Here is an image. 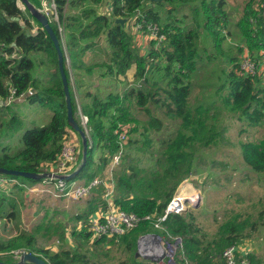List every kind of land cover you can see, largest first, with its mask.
Returning <instances> with one entry per match:
<instances>
[{
	"label": "trees",
	"instance_id": "16d2710c",
	"mask_svg": "<svg viewBox=\"0 0 264 264\" xmlns=\"http://www.w3.org/2000/svg\"><path fill=\"white\" fill-rule=\"evenodd\" d=\"M29 1L36 6L35 0ZM54 1L59 21L64 28L63 40L55 24H50V27L64 56V71L73 116L77 107L71 78L75 81L77 94L84 93L80 110L88 119L86 162L81 171L70 181L88 183L101 176L119 150L118 132L127 127L128 139L124 144L122 157L125 163L129 158L126 155L129 133L138 132L139 127H143L142 133H147L151 129L159 130L162 125L161 121L154 117L147 122H141L132 113L133 106L144 108V111L150 114L145 108L148 103L151 102L157 106L159 104L173 121L179 120L177 136L168 143L167 150L163 154L168 158L170 166L158 175L150 174V179L147 177L144 181V178L140 181L135 179L138 175L137 167L129 166L116 173V170L113 171L115 181L113 202L118 209L138 217L162 215L172 200L178 184L189 173L184 163L191 153V147L196 141L205 137L211 126V121L206 117L210 106L191 107L188 101L190 89L188 81L191 73L196 70V59L200 56L196 47L198 31L201 30L207 35L214 51L224 55L221 47L228 36L226 31L229 27L224 0H107L109 2L106 8L107 13H101L100 9L105 0ZM263 2L264 0H245L235 23L243 40L242 45L247 48L252 59H258L264 52V26L260 17V7ZM20 4L23 6L20 0H0V101H5L10 95V90H14L16 98L22 96L30 105L38 104L47 108L52 116L47 125L25 130L21 136L22 148L14 154H7L5 148L1 149L0 168L28 173H45L57 162L62 144L70 132L74 131L67 124L65 97L53 44L45 31L41 29L36 30L35 34H29L24 30L21 22L27 30H30L32 26L29 20L24 19ZM188 5H196L191 8L195 17L200 19L197 22V29L191 31L190 35L173 19L175 17L173 14L178 9ZM71 10H76L77 13L70 12ZM164 10L167 13L165 19L161 16ZM137 14L139 15L135 20ZM133 18L135 20L133 25L141 26L142 31H145L148 25L157 27L164 40L158 45L156 41H150L147 53L138 52L139 47L136 48L134 35L129 33L125 26L122 27L115 22L117 19H124L129 23ZM65 32L68 67L62 45L65 41ZM101 42L107 45L109 52L101 49ZM237 50L240 56L242 47L239 45ZM95 51L103 52L104 57L108 59V64L87 65L84 55L95 54ZM40 53L45 54L49 60V82L51 83L49 87L41 86L40 81L33 76L36 66L33 56ZM229 62L230 69L224 72V83L227 84L228 91L227 96L223 98L224 104L228 106L231 113L237 115L238 119H245L249 127L264 128V93L256 88L260 78L239 77L237 72L240 59L232 58ZM98 69L105 70L102 76L114 79L125 76L129 70L133 69V81L137 82L138 87L129 88L125 85L119 91H106V95L99 98L97 94L90 93L85 85H79V79L81 80L85 75L92 76ZM159 91L163 94V99H159ZM9 109L10 107H3L1 112L9 111ZM75 122L80 126L78 119ZM95 151L101 154L97 161L93 159ZM241 157L251 170L264 173V135L257 142L242 144ZM79 164L77 161V165ZM175 178L178 179L177 182L172 183L171 181ZM20 179L24 182H39ZM143 183H147L148 186L144 188ZM149 188L151 192L147 193L146 189ZM96 192L99 196L94 199L98 198L99 202L107 207V203L101 196L103 189L98 188L92 194L96 195ZM17 193H20V190L8 195L0 194V206L6 202L9 203V213L5 214L8 220L15 218V202L8 198H13L12 196ZM96 210L97 207L91 208L89 216ZM189 216L193 221L190 213ZM87 220L83 222L80 230L76 228L73 232V235L84 243L90 242V234L84 227ZM164 227L171 236H179L181 239V235L195 233L192 223L186 221L181 215L168 216ZM222 228L225 247L219 250L220 255L226 247L239 245L236 227L225 225ZM151 233L156 236L164 234L162 231L154 230L149 223H141L122 238L127 241L132 237L131 244L136 249L138 239ZM106 239L108 238L96 240L94 243L97 244ZM182 243L180 255L184 257V260H181V264H184L189 262L188 259H193L191 252L199 242L190 237L182 239ZM12 248L15 246L0 243V252ZM65 255L68 254L65 253ZM40 258L48 259V264H64L63 261L47 254ZM249 259L252 261L251 255Z\"/></svg>",
	"mask_w": 264,
	"mask_h": 264
},
{
	"label": "rangeland",
	"instance_id": "374dc122",
	"mask_svg": "<svg viewBox=\"0 0 264 264\" xmlns=\"http://www.w3.org/2000/svg\"><path fill=\"white\" fill-rule=\"evenodd\" d=\"M35 1L38 6L39 0ZM244 1L224 0V10L228 14L229 22L226 31L228 36L221 47L224 55L214 51L207 35L201 30L198 31L196 47L200 56L196 59V70L191 73L188 81L190 86L188 101L194 108L210 106L206 117L211 121V126L205 137L196 141L191 147V153L184 163L185 167L187 166L189 169V173L178 184L174 193V196L181 192L186 196L191 195V199L201 200L197 208L190 207L181 214L186 221L192 223L195 232L192 235H181L182 239L191 237L199 242L191 252L193 259L187 258L189 264H221L219 250L225 247L224 234L222 233L224 232L222 227L225 225L236 227L239 235L237 243L249 248L253 264H264V173L251 170L241 157L242 144L259 141L264 135V128L249 127L245 119H238L237 115L231 113L223 102V98L227 96L228 92L227 84L224 83V72L226 73L230 69V59H240L237 47L242 44L243 40L235 23L240 16ZM107 3L109 2L105 0L101 4V13H107ZM32 6L35 8L34 5ZM191 6L196 7V5L184 6L173 14L177 25L185 28L188 35L197 29V22L200 20L199 17H195ZM20 7L23 10L24 19L29 20L32 26L30 30H27L21 22L22 27L27 33L35 34V30L40 29V26L30 22V16L27 9L24 8L25 6L20 4ZM70 12L77 13L76 10ZM138 15L135 16L136 18L134 17L135 20ZM161 16L163 19L167 17L165 10ZM134 18L129 23L126 21L124 25L131 34H134L131 27L133 21L135 22ZM50 24H53L51 19ZM61 37L63 40L64 31ZM62 45L68 67L65 47L66 32ZM141 46L136 41V48L139 47L138 52L143 50L140 48ZM101 49L109 52L107 45L103 42H101ZM84 57L87 65L92 62L108 64V59L104 57L103 52L86 53ZM33 59L36 63L33 71L34 78L40 81L41 86L49 87L51 83L49 82L50 64L48 58L45 54L40 53L34 55ZM102 72L104 73L105 70L98 69L94 72L97 79L104 77ZM132 73H134L133 69L129 70L125 76H120L121 80L104 77L103 80L108 82L94 83H102L98 84V87H103L95 92L96 96L103 98L106 91H119L125 85L129 88L138 87L137 82L133 81ZM71 82L77 107L74 119L80 121L79 113H81L84 93L78 95L75 91V81L72 78ZM84 83L86 86L90 84L88 81ZM103 84H108V86L104 87ZM222 85L224 87L218 90ZM256 88L264 92V84L261 81ZM159 93V99H163L161 91ZM145 108L150 114H147L144 108L136 106H133L132 113L141 122H147L151 117H154L159 119L162 125L159 130L151 129L147 133H142L143 127H139V131L136 133H129V141L126 145V155L129 158L125 163L122 159L115 171V173L121 172L129 166L137 167L138 175L135 179L138 181L143 178L144 181L147 177L150 179V174L158 175L170 166L168 158L163 154L167 150L168 143L177 136L180 127L179 120L173 121L159 104L157 106L150 102ZM50 118L51 112L47 108L38 104L29 105L26 101L15 104L9 111L0 112V150L5 148L7 154H14L22 148L21 136L23 132L32 127L47 125ZM72 135L77 138L79 146L77 159L79 164L82 156L81 141L78 134L74 132ZM100 156L101 154L95 151L94 161H97ZM106 171L107 169L104 170V172ZM177 180L175 178L171 182L175 183ZM142 185L144 188L148 186L147 183ZM146 191L149 193L151 189H146ZM0 194L3 193L0 192ZM7 194L4 193V195ZM96 196H99L98 192L96 195L92 194L80 201H68L53 200L41 194L26 196L23 193H17L12 196L13 198H8L15 202V218L13 220L5 218V214L10 210L9 203L6 202L0 206V243L15 246V248L0 252V261L4 264H11L18 261L23 253H30L38 257H43L44 254L50 257L54 256L64 264H156V262L141 257L137 248L135 249L131 244L132 237L127 241L121 237L92 244L84 243L73 235L75 229L88 219L91 208L97 207L96 211L102 213L108 210V206L100 203L98 198L94 199ZM101 196L103 197V194ZM189 213L192 215L193 221ZM65 253L68 255L66 256ZM175 260L181 264L184 257L180 255ZM45 261L49 263L48 259Z\"/></svg>",
	"mask_w": 264,
	"mask_h": 264
},
{
	"label": "built area",
	"instance_id": "2783aa9c",
	"mask_svg": "<svg viewBox=\"0 0 264 264\" xmlns=\"http://www.w3.org/2000/svg\"><path fill=\"white\" fill-rule=\"evenodd\" d=\"M48 5V6H47ZM35 8L45 16L49 25L50 19L56 26L59 36H62L64 31L63 25L59 21V17L56 10L54 0H39V5ZM260 17L264 26V2L260 7ZM31 23L38 24L35 20L31 19ZM39 25V24H38ZM40 26V25H39ZM136 28V29H135ZM41 30H43L40 27ZM135 37H146L148 41H156L157 45L164 40L163 35L159 34L157 27L148 25L145 31H142V27L139 25L132 26ZM36 31V30H35ZM242 47V53L240 55L238 76L241 78L246 77H259L260 80L264 78V52L259 55L258 59L250 58L249 52L246 47ZM147 48L144 52H148ZM22 98H16L14 90H10V95L5 101H0V111L3 107H10L16 100ZM80 126L86 131L88 119L82 113H79ZM128 128H122L118 132L119 150L112 157L110 165L106 172H103L101 176L92 179L88 183L80 181H66L60 180L59 176H66L71 174L77 167V159L79 154V146L77 138L70 135L65 139L62 144L60 155L57 162L49 168L45 173L49 175L41 179L38 183H31L22 181L20 178L0 175V192L1 193H15L19 191L26 196L41 194L53 200H68V201H80L87 198L92 192L98 188L103 189V199L107 203L108 210L103 213H96L93 215L84 226L87 232L90 234V243H94L96 240L102 238H118L122 237L130 231L136 229L141 223H149L154 230L162 231L164 234L157 236L159 245L163 250V256L156 261V264H178L176 258L182 251V239L179 236H171L166 232L164 223L170 215H181L187 211L188 208L194 207L195 203L201 200L191 199V195H185L181 192L177 193L169 205L166 207L162 215H147L144 217H138L132 213H126L117 207L113 202L115 181L113 177V171L119 166L123 154L124 144L128 139ZM7 194V195H8ZM188 198V199H186ZM81 225L77 227L80 230ZM249 251L247 247L243 245H231L226 247L221 255V264H251L249 259ZM20 259L11 264H32L29 262L20 263ZM6 264V263H5ZM184 264H188L184 262Z\"/></svg>",
	"mask_w": 264,
	"mask_h": 264
},
{
	"label": "water",
	"instance_id": "95a60500",
	"mask_svg": "<svg viewBox=\"0 0 264 264\" xmlns=\"http://www.w3.org/2000/svg\"><path fill=\"white\" fill-rule=\"evenodd\" d=\"M20 1L22 5L25 6V8L27 9L31 18L40 25V27L45 31V33L47 34V36L49 37V39L51 40L53 44V47L57 55V66H58V71H59V75H60V79H61V83L63 87L64 97H65L67 124L80 137V141L82 145L81 163L71 174L58 177L60 180L69 181L73 179L85 165L86 157H87V150H88V146H87L88 139H87L86 131L75 122V119L73 116L71 101H70V94H69L68 84H67V78H66V74L64 71V63H63L64 56H63L59 42L52 28L50 27L45 16L42 15L37 9H35L29 3L28 0H20ZM150 1H154V0H150ZM15 21H18V19H15ZM115 22L117 24H120L122 27H124L126 20L117 19ZM0 175L10 176V177H15V178H23V179L34 180V181H40L41 179L49 176L46 174L20 172V171L8 170L4 168H0ZM198 205H200L199 201L194 205L193 208L194 209L197 208ZM137 250L138 252H140L141 257H143L144 259H149L152 262H156L163 256V250L161 246L159 245L157 236L155 234H147V235L141 236L137 241ZM146 250L152 251L154 255H151L150 257L146 256L145 254ZM23 262H29L32 264H48L45 260L41 259L40 257L36 255L30 254V253L22 254L20 263H23ZM0 264H4V263L0 261Z\"/></svg>",
	"mask_w": 264,
	"mask_h": 264
},
{
	"label": "crops",
	"instance_id": "0c3cea01",
	"mask_svg": "<svg viewBox=\"0 0 264 264\" xmlns=\"http://www.w3.org/2000/svg\"><path fill=\"white\" fill-rule=\"evenodd\" d=\"M135 39H136V41H138V43L139 44H141L142 46L140 47L141 49H143L142 50V53L147 49V48H149V41H148V39L144 36V37H142L141 39H140V37H138V38H136L135 37ZM93 63H97V62H92V64ZM132 76H133V73H132ZM104 78H101L100 77V79H97V75H96V73H94L92 76H88V75H85V76H83L82 78H81V80L79 79V85H82V83H83V85H85V81H88L90 84L89 85H85V87H87L89 90H90V93H92V94H95V92H97L98 91V88H100V87H98V84H102V83H98V84H94V83H97V82H108L107 80H103ZM121 80V78L119 77L118 78V80ZM123 79V78H122ZM261 82H262V84H264V78L263 79H261L260 80ZM104 85V84H103ZM106 86H108V84L107 85H104V87H106ZM102 89H103V87H101ZM84 89V87L82 88V90ZM106 90V89H105ZM264 93V92H263ZM82 94V93H81ZM26 100H25V98L24 97H22L21 99H18V100H16L11 106H10V108L12 107V106H14L15 104H20V103H24ZM83 102H86V100H83ZM30 105V104H29ZM1 112V111H0ZM51 116H52V114H51ZM51 119V118H50ZM47 122V121H46ZM45 122V123H46ZM44 123V124H45ZM41 124V123H40ZM46 125V124H45ZM44 125V126H45ZM38 127H41V126H38ZM83 200V199H82ZM96 213H102V212H99V211H96V212H94L93 214H91L89 217H88V220L93 216V215H95ZM148 249V248H147ZM247 249H248V251L250 252V254H249V256L251 255V251L249 250V248L247 247ZM146 256H148V257H150L151 255H154L153 254V252L152 251H150V250H146ZM252 256V255H251ZM251 264H253V262L251 261Z\"/></svg>",
	"mask_w": 264,
	"mask_h": 264
},
{
	"label": "bare ground",
	"instance_id": "6f19581e",
	"mask_svg": "<svg viewBox=\"0 0 264 264\" xmlns=\"http://www.w3.org/2000/svg\"><path fill=\"white\" fill-rule=\"evenodd\" d=\"M188 190H189V189H188ZM183 193H184V192H183ZM186 193H188V192H186ZM194 196H195V195H194ZM195 197H196V196H195ZM195 197H194V198H195ZM186 199H188V198H186Z\"/></svg>",
	"mask_w": 264,
	"mask_h": 264
}]
</instances>
